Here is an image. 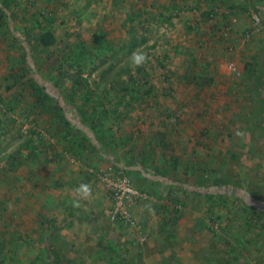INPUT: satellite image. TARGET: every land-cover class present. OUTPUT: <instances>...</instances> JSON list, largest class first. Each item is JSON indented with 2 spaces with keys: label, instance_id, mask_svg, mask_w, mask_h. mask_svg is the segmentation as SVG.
I'll return each mask as SVG.
<instances>
[{
  "label": "rangeland",
  "instance_id": "1",
  "mask_svg": "<svg viewBox=\"0 0 264 264\" xmlns=\"http://www.w3.org/2000/svg\"><path fill=\"white\" fill-rule=\"evenodd\" d=\"M245 2L235 32L229 0H0V264H160L149 208L164 209L160 237L179 229L153 241L163 264H264V0ZM250 13L262 30L245 66L209 67ZM47 31L55 44L38 46ZM136 50L148 63L133 69ZM81 153L149 197L135 227L76 194Z\"/></svg>",
  "mask_w": 264,
  "mask_h": 264
},
{
  "label": "crops",
  "instance_id": "2",
  "mask_svg": "<svg viewBox=\"0 0 264 264\" xmlns=\"http://www.w3.org/2000/svg\"><path fill=\"white\" fill-rule=\"evenodd\" d=\"M229 1H230L229 5L232 6V7L229 8V11H225L226 13H229V14H227V16L225 15V20H226V22L228 21L227 25H231V27H234L236 29L235 32H237V31L241 32V30H245V28H247L246 27L247 26V21L245 19L244 12L240 8H242L244 5H245L244 9L245 8H249L250 9L251 7L247 6V3L245 2V0H229ZM261 4H262V0H260V2L255 4V9H261L263 7ZM199 9H200V7L198 6L197 10L201 11ZM216 9H217V11H216ZM218 11H219V8L215 7V8H213V11H211V12H213L214 15H215V13L218 12ZM257 11H259V10H257ZM194 12L196 13V15L199 14V16H201V12L198 13L196 10H194ZM220 13H221V8H220ZM220 23H221V21H220ZM218 28L220 29L221 27L218 26ZM235 32H231L228 35V37L226 38V40H228L227 41L228 42V46L229 47L232 46V48H233V53H232L231 58L229 60H227L226 56L221 54V53H219V51H217V49H216L215 51H213V56H210V57H208V59H206V60L209 61V67H229L230 64H232L234 67H244L245 66V61L248 59V54H249L248 48H250V47L253 48V44H255V46L258 47V45H259L258 41L260 40V37H259V34L257 33L256 37H254V39L252 40V45L245 46L244 44H242L241 41H240L241 43H239V40H238L239 38H238V36H236L237 33H235ZM210 36H212V35H210ZM207 39H208L207 37H202L201 39H199L200 40L199 41V45H202V47H204V45L207 46V43H206ZM213 46H215V48H218V45H213V42H212V45H210V48H213ZM224 57H225V59H224ZM196 117H197V115L195 113H193V114H189L187 118L192 122V121L195 120L194 118H196ZM190 138L191 137L186 136V140L187 141ZM192 147H194V146L193 145L191 146V149H190L191 152H192ZM183 150L184 149L181 146H179V145H177V147L175 148V151L178 152V154H179V155L176 154V156H177L176 159L179 160V161L181 160V156H182V151ZM149 151L158 153V148L156 150L154 149V147L151 148V150L149 148ZM162 155L163 154L161 152V158L164 159V156H162ZM81 156H83L84 161L76 159L74 161V163L75 164H79L80 163V166L78 168H80L82 170L84 168V167H82V165H84L85 163L89 164L90 166H94V167L107 166V165H104L101 161H100V163H98V162L96 163L95 161H97V159L93 158V157H88L89 155L88 154L86 155V153H81ZM97 158H99V157L97 156ZM117 166H121L122 167L123 165H117ZM123 168L127 172L126 168L125 167H123ZM84 174L85 173H82V174H80V176H83L84 180L86 179V182L89 184L90 180L87 177V172H86V176H84ZM127 174L130 177L128 172H127ZM131 181H132V179H131ZM76 187L77 186L75 185L74 188H76ZM91 190H92V194H94L95 196L97 195V197L100 199V202L102 204V210H103L104 215H105V217L107 219V212H108V210L110 208V202L105 197L102 189H96V188L91 186ZM85 205L86 204H84V207H85ZM91 205L92 204H90L89 206H91ZM162 210L164 211V209H162ZM162 210L161 211L158 210V211H154L153 212L152 209L149 208V244L151 245V248L154 249L152 252L149 253V261L155 262V263L159 262L160 264H163V263L167 262L168 260L171 261V257L168 255V252H164L165 248H163L162 246L156 245V243L153 244V241H155V240L157 241V240H159V238H161L160 240H162L163 243H166L165 242L166 238L167 239L168 238L169 239H173L172 238L173 236L174 237H178V234H179L178 233L179 229H177L178 226L175 225V226H173L175 231L172 230L171 231V235H168V237H167L165 234L162 233V236L160 237V234H159V231H158V227H156V228L153 227V224L157 222L156 220L158 219V217L162 216ZM137 214L138 213L136 212L135 216L137 218H140V216H138L139 214L138 215ZM174 220H175V222L179 221V219H177L175 217H174ZM175 222H172V223H175ZM167 223L166 222L163 223L162 227H168L169 225H171L170 223L169 224H167ZM179 226H180V224H179ZM174 240L178 241L177 238H175ZM179 248H180L179 245L174 247L175 250H178ZM151 257H152V259H150Z\"/></svg>",
  "mask_w": 264,
  "mask_h": 264
},
{
  "label": "built area",
  "instance_id": "3",
  "mask_svg": "<svg viewBox=\"0 0 264 264\" xmlns=\"http://www.w3.org/2000/svg\"><path fill=\"white\" fill-rule=\"evenodd\" d=\"M251 23V28L238 36L243 43L249 42L254 33L262 30L261 19L256 13H251ZM228 30L227 27L224 32L225 35ZM229 67L234 66L230 64ZM86 172L90 185L96 189H102L110 202L107 218L113 223L135 227L137 220L133 215V209L141 202L149 200V197L134 186L125 169L116 165L87 166Z\"/></svg>",
  "mask_w": 264,
  "mask_h": 264
},
{
  "label": "clouds",
  "instance_id": "4",
  "mask_svg": "<svg viewBox=\"0 0 264 264\" xmlns=\"http://www.w3.org/2000/svg\"><path fill=\"white\" fill-rule=\"evenodd\" d=\"M129 61H130V66L133 69H137V68L145 66L148 63V56L145 52L141 50H136L129 57ZM239 134L240 133H237V135ZM75 192L82 199H88L92 195L91 186L87 183L80 184L75 189ZM73 206L79 207L80 206L79 200L74 201Z\"/></svg>",
  "mask_w": 264,
  "mask_h": 264
},
{
  "label": "trees",
  "instance_id": "5",
  "mask_svg": "<svg viewBox=\"0 0 264 264\" xmlns=\"http://www.w3.org/2000/svg\"><path fill=\"white\" fill-rule=\"evenodd\" d=\"M213 11V10H212ZM213 13V12H212ZM210 15V13H209ZM56 42V39L54 37V35L47 31L44 32L42 34H40L37 38H36V43L38 44V46L40 47H49L54 45ZM127 173V172H126Z\"/></svg>",
  "mask_w": 264,
  "mask_h": 264
}]
</instances>
